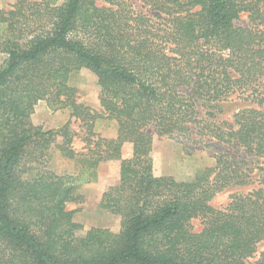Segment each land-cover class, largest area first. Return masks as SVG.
I'll use <instances>...</instances> for the list:
<instances>
[{"label":"trees","instance_id":"trees-1","mask_svg":"<svg viewBox=\"0 0 264 264\" xmlns=\"http://www.w3.org/2000/svg\"><path fill=\"white\" fill-rule=\"evenodd\" d=\"M138 1L150 15L128 0L0 9V264H245L264 243V176L225 207L210 204L253 179L237 150L264 159V0ZM243 14L246 27L236 24ZM82 69L97 78L99 111L78 102ZM230 98L248 103L230 124L197 119V101ZM43 100L69 111L56 131L31 122ZM104 120L115 138L95 134ZM194 124L220 149L215 166L189 181L156 177L153 137H183ZM52 151L77 173L52 171ZM108 162L119 163L118 180L100 208L120 217V230L77 236L67 204L83 201L80 187Z\"/></svg>","mask_w":264,"mask_h":264},{"label":"rangeland","instance_id":"rangeland-1","mask_svg":"<svg viewBox=\"0 0 264 264\" xmlns=\"http://www.w3.org/2000/svg\"><path fill=\"white\" fill-rule=\"evenodd\" d=\"M17 0H0V9H9ZM39 2L43 0H28ZM54 4H60L62 0H50ZM133 7L140 12L150 15L147 8H142L138 0H128ZM264 8V3L261 5ZM236 24L242 27L249 25L246 14L241 15ZM1 59V57H0ZM75 84L78 89V102L94 110H100L99 107V87L97 78L90 71L82 69L75 77ZM248 106L247 102L239 99L230 98L223 102H205L197 101L196 111L197 119L202 123H213L224 127V124H230L233 116L240 110ZM69 111L56 109L47 101L38 102L35 111L31 116V122L34 126H40L43 130L56 131L69 121ZM200 125L194 124L190 131L183 137H153L152 161L153 172L156 177H172L177 181H189L195 173L204 168L215 166L216 155L220 152L219 148L213 145H205L200 141L198 128ZM73 131H79L78 123L72 124ZM80 132V131H79ZM95 134L103 138H115L117 134V125L114 121L104 120L95 129ZM82 136L77 138L76 143L79 147L82 143ZM236 150H230V152ZM236 156L244 159L250 169V176L253 179L243 181L242 183H233L223 191L212 197L210 204L221 209L226 206L229 197L233 193L246 194L250 192L257 184L258 177L264 176V159L257 157H245L241 150H237ZM49 168L58 175H74L77 173V165L70 160L63 158L58 151H52ZM131 156L130 147L126 146L122 150V158ZM118 162H108L101 164L97 169L99 178L95 182L84 184L79 192L83 196L81 203L67 204V210L77 212L73 216V221L82 226L77 232V236H82L86 231L92 228L107 229L112 233H118L121 227L120 217L112 215L100 208V200L103 193L118 180ZM264 250V243L257 246L256 253L245 261V264H256L260 253Z\"/></svg>","mask_w":264,"mask_h":264},{"label":"crops","instance_id":"crops-1","mask_svg":"<svg viewBox=\"0 0 264 264\" xmlns=\"http://www.w3.org/2000/svg\"><path fill=\"white\" fill-rule=\"evenodd\" d=\"M99 178V176H97V179Z\"/></svg>","mask_w":264,"mask_h":264}]
</instances>
